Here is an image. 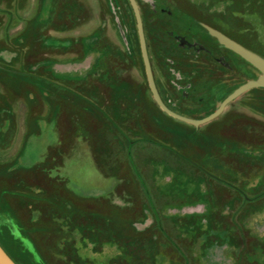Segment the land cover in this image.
I'll list each match as a JSON object with an SVG mask.
<instances>
[{
	"label": "rangeland",
	"instance_id": "1",
	"mask_svg": "<svg viewBox=\"0 0 264 264\" xmlns=\"http://www.w3.org/2000/svg\"><path fill=\"white\" fill-rule=\"evenodd\" d=\"M155 80L201 119L262 72L264 0H137ZM127 0H0V242L19 264H264V87L193 124L152 92Z\"/></svg>",
	"mask_w": 264,
	"mask_h": 264
},
{
	"label": "water",
	"instance_id": "2",
	"mask_svg": "<svg viewBox=\"0 0 264 264\" xmlns=\"http://www.w3.org/2000/svg\"><path fill=\"white\" fill-rule=\"evenodd\" d=\"M130 2L133 6L135 16L137 19V26H138V32H139V37H140V42H141L142 53H143L147 75H148V79H149L152 92L159 106L171 116H174L180 120L198 125V124L207 122L215 118L216 116H218L231 100H233L234 98H236L243 92L251 88H255V87H264V58L260 56L259 54L253 52L252 50L248 49L247 47L243 46L239 42L235 41L234 39L230 38L229 36L225 35L224 33L218 30H215V29H211L212 34L215 35L221 41V43L231 48L235 52L239 53L241 56H243L245 59L251 62L254 66H256L262 72V75L259 79L250 81L242 85L241 87H239L237 90H235L233 93H231L227 98L223 100V102L220 104L219 108L215 112H213L212 114L204 118H201V119L192 118V117L183 115L173 110L163 100L161 93L159 91V88L157 86L156 80H155L154 71L152 68V62H151L149 50H148L147 38L145 34L144 21H143V17H142V13H141L138 1L130 0ZM0 264H18L12 258V256L7 252V250L3 247L1 243H0Z\"/></svg>",
	"mask_w": 264,
	"mask_h": 264
},
{
	"label": "trees",
	"instance_id": "3",
	"mask_svg": "<svg viewBox=\"0 0 264 264\" xmlns=\"http://www.w3.org/2000/svg\"><path fill=\"white\" fill-rule=\"evenodd\" d=\"M127 2L130 4V0H127ZM131 9H132V11H133V13L135 14V12H134V9H133V6L131 5ZM246 46V45H245ZM1 243V242H0ZM2 244V243H1ZM3 245V244H2ZM4 247V246H3ZM5 248V247H4ZM6 249V248H5ZM7 250V249H6ZM8 253H9V251H7ZM10 254V253H9ZM11 255V254H10ZM12 256V255H11ZM35 256H36V258L40 261V262H42L43 264H45L46 262L45 261H43L41 258H40V254L38 255V254H35ZM12 258L16 261V259L12 256ZM17 262V261H16ZM18 263V262H17ZM19 264V263H18Z\"/></svg>",
	"mask_w": 264,
	"mask_h": 264
},
{
	"label": "flooded vegetation",
	"instance_id": "4",
	"mask_svg": "<svg viewBox=\"0 0 264 264\" xmlns=\"http://www.w3.org/2000/svg\"><path fill=\"white\" fill-rule=\"evenodd\" d=\"M162 96V95H161ZM163 98V97H162ZM164 100V99H163ZM167 104V103H166ZM168 105V104H167ZM169 106V105H168ZM170 107V106H169ZM184 115V114H183ZM187 116V115H186ZM190 117V116H189Z\"/></svg>",
	"mask_w": 264,
	"mask_h": 264
}]
</instances>
